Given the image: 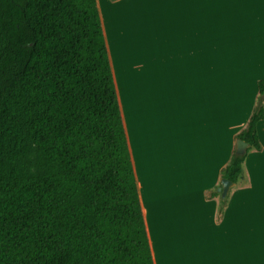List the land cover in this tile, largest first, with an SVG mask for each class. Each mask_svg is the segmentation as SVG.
Segmentation results:
<instances>
[{
	"label": "trees",
	"instance_id": "obj_1",
	"mask_svg": "<svg viewBox=\"0 0 264 264\" xmlns=\"http://www.w3.org/2000/svg\"><path fill=\"white\" fill-rule=\"evenodd\" d=\"M0 264H154L97 0H0Z\"/></svg>",
	"mask_w": 264,
	"mask_h": 264
},
{
	"label": "crops",
	"instance_id": "obj_2",
	"mask_svg": "<svg viewBox=\"0 0 264 264\" xmlns=\"http://www.w3.org/2000/svg\"><path fill=\"white\" fill-rule=\"evenodd\" d=\"M143 1L97 5L153 263L264 264V120L261 149L247 154L226 194L220 184L264 80V0H217L219 29L231 35L216 80L208 43L201 55L193 50L194 31L209 29V0L206 9L154 0L152 18ZM167 31L172 68L164 72L156 54Z\"/></svg>",
	"mask_w": 264,
	"mask_h": 264
},
{
	"label": "rangeland",
	"instance_id": "obj_3",
	"mask_svg": "<svg viewBox=\"0 0 264 264\" xmlns=\"http://www.w3.org/2000/svg\"><path fill=\"white\" fill-rule=\"evenodd\" d=\"M210 3V23H209V29L206 31V28H204L203 31H194V43H193V50H194V56L196 57L197 52L201 55L202 53V44H204V52H206V43H208V57H209V72L211 75L212 80H216L218 76L219 71V62L220 58L224 57L226 55L225 49H228V45L226 41H228L229 35L231 33L221 32L218 26L217 22V0H209ZM101 4L104 5V1H101ZM208 2L207 0H195V6L200 5L203 9L207 8ZM141 5H145V9L143 10V14L147 15L149 18H152L153 11H154V0H144L141 2ZM143 9V8H142ZM158 12L163 13L162 8L156 9ZM160 40L162 41V46L160 49V46L158 48V57L161 60V67L162 70L170 71L172 68V57H171V47H170V40L171 35L169 32H160ZM198 41L199 46L198 48ZM231 46V45H230ZM233 56V53H232ZM245 69L243 70L245 73V76H248L247 79L244 78L243 81L246 80L248 87L251 82V77L253 76V71H251L249 68V65H244ZM227 82L226 86L229 88H234V76L233 71L227 72L226 74ZM247 88V93L250 92L249 88ZM238 99L237 96H234L232 93L227 94V101L229 99ZM233 103V101H232Z\"/></svg>",
	"mask_w": 264,
	"mask_h": 264
},
{
	"label": "water",
	"instance_id": "obj_4",
	"mask_svg": "<svg viewBox=\"0 0 264 264\" xmlns=\"http://www.w3.org/2000/svg\"><path fill=\"white\" fill-rule=\"evenodd\" d=\"M264 96V94H263ZM248 149V144H246L244 141L242 140H237L235 142V154L237 156H243L246 152V150ZM221 189H222V194H226L229 186L232 184L229 181L225 180V179H221Z\"/></svg>",
	"mask_w": 264,
	"mask_h": 264
}]
</instances>
